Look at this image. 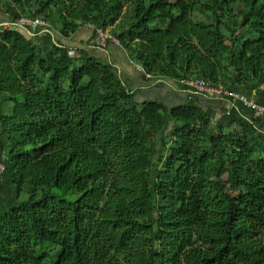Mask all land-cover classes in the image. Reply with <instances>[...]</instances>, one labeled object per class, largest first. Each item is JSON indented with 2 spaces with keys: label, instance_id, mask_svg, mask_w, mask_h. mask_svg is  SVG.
I'll return each instance as SVG.
<instances>
[{
  "label": "trees",
  "instance_id": "trees-1",
  "mask_svg": "<svg viewBox=\"0 0 264 264\" xmlns=\"http://www.w3.org/2000/svg\"><path fill=\"white\" fill-rule=\"evenodd\" d=\"M0 11L50 25L0 24V190L17 197L0 205V264H264L261 115L223 123L194 98L138 102L113 65L52 32L91 25L146 79L253 93L264 0H0Z\"/></svg>",
  "mask_w": 264,
  "mask_h": 264
},
{
  "label": "crops",
  "instance_id": "crops-1",
  "mask_svg": "<svg viewBox=\"0 0 264 264\" xmlns=\"http://www.w3.org/2000/svg\"><path fill=\"white\" fill-rule=\"evenodd\" d=\"M13 18L0 11V24L12 25ZM54 37L70 48H86L87 52L113 65L118 75L127 80L134 89L138 102L145 100H157L168 106H175L197 99L200 105L207 111L214 121L227 123L236 118H252L255 116L254 108L241 100H228L223 97H212L197 94L188 84L178 83L170 78L146 79L141 70L129 57L128 53L115 42L109 40L104 46H90L89 39L94 35V29L90 25L79 28L70 37L64 38L58 30H52ZM250 99L255 104L264 105V90L249 93ZM264 123V113L261 114ZM12 191L7 189L6 195Z\"/></svg>",
  "mask_w": 264,
  "mask_h": 264
},
{
  "label": "built area",
  "instance_id": "built-area-1",
  "mask_svg": "<svg viewBox=\"0 0 264 264\" xmlns=\"http://www.w3.org/2000/svg\"><path fill=\"white\" fill-rule=\"evenodd\" d=\"M5 27H15L16 29H24L30 32L31 29L41 28L42 31H47L50 28L49 23L41 17H20L19 19L15 20L12 25H4ZM91 26V25H90ZM93 27V26H91ZM34 38V36H32ZM109 40L119 44V41L112 37L108 32H103L101 30H97L95 37H91L88 41V45L90 46H100L104 47ZM56 39L54 40V42ZM139 67V66H138ZM140 69V67H139ZM181 83L188 84L192 87V90L201 95H209L212 97H223L228 100H241L254 108L255 115H261L264 113V105L255 104L249 97V93L244 89H232L226 88L221 85H213L210 83L205 82L203 79H195V80H188L183 79ZM4 171V164L0 161V182H1V175Z\"/></svg>",
  "mask_w": 264,
  "mask_h": 264
},
{
  "label": "rangeland",
  "instance_id": "rangeland-1",
  "mask_svg": "<svg viewBox=\"0 0 264 264\" xmlns=\"http://www.w3.org/2000/svg\"><path fill=\"white\" fill-rule=\"evenodd\" d=\"M110 28H108V30H109ZM3 190V189H2ZM2 190H0V205H2V206H4V207H6V206H8V205H10V204H12L13 203V200H14V196H15V193L13 192V190L12 191H10V193H8V195H6V193H7V190L5 189L4 191H3V194L1 193V191ZM28 197V195L25 193V194H21V196H20V199L21 200H24V199H26ZM17 197L15 196V199H16ZM19 199V200H20Z\"/></svg>",
  "mask_w": 264,
  "mask_h": 264
}]
</instances>
